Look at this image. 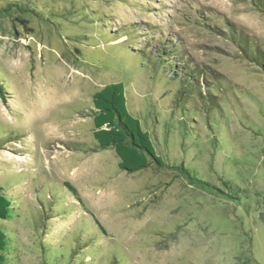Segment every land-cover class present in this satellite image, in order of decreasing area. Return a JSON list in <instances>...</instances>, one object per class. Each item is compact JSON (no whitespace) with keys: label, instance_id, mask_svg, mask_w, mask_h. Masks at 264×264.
Here are the masks:
<instances>
[{"label":"rangeland","instance_id":"obj_1","mask_svg":"<svg viewBox=\"0 0 264 264\" xmlns=\"http://www.w3.org/2000/svg\"><path fill=\"white\" fill-rule=\"evenodd\" d=\"M229 23L264 51L254 0H0L5 264H85L87 239L89 264H264V69L214 29ZM142 29L219 74L212 98L174 91ZM111 82L174 167L131 173L100 147L93 94Z\"/></svg>","mask_w":264,"mask_h":264},{"label":"trees","instance_id":"obj_2","mask_svg":"<svg viewBox=\"0 0 264 264\" xmlns=\"http://www.w3.org/2000/svg\"><path fill=\"white\" fill-rule=\"evenodd\" d=\"M254 4L260 11L264 12V0H254ZM14 8H18L21 12L27 11L25 6L9 3L1 12L10 13ZM18 18L28 28L27 20L22 17ZM214 29L230 38L238 46L245 58L264 69V51L247 34L239 29L237 30L232 23H229L227 32L223 29ZM143 31L146 32L145 34L150 35L149 40L146 41L141 37V40L145 41L149 57H155L164 68V80L175 84L177 88L174 91L177 90L182 93L185 89L186 92L184 93L189 95L188 97L199 100L206 96L212 98L209 89L214 87L217 80H220L219 74L212 71L205 72L200 66L198 68L197 65H192L181 46L171 38L165 37L163 32L152 29H144ZM124 35L120 38H123ZM157 35L159 36L157 37ZM139 36H142V34H139ZM187 87L190 89L187 90ZM0 96L3 99L6 96V88L2 83H0ZM218 102L217 104L220 106ZM93 103L94 137L101 148H113L115 150L120 158V169L132 173L147 168L152 164L158 168L175 166L166 163L162 156L158 154L151 134L143 128L140 119L129 112L126 88L122 82H111L96 91L93 94ZM180 168L182 173L189 174L186 167ZM63 186L75 196L81 205H84L77 188L73 184L65 181ZM15 206L16 203L13 202L5 188L0 185V219L8 220L11 217V213L15 210ZM97 224L100 228L99 230L105 232L104 228L99 223ZM4 228L3 224L0 223V264L7 262L9 254L10 234ZM86 245L92 251L99 248L97 242L92 239H87ZM89 250L87 249V254L85 255L87 264H89L87 255L89 257L92 255ZM121 261H123L122 264H125L124 258ZM121 261L116 260L114 264H121Z\"/></svg>","mask_w":264,"mask_h":264}]
</instances>
